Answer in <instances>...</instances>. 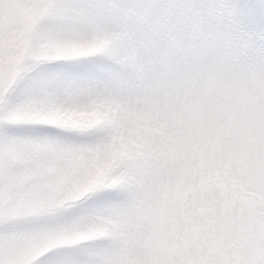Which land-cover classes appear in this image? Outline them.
Returning a JSON list of instances; mask_svg holds the SVG:
<instances>
[{"label": "snow or ice", "instance_id": "snow-or-ice-1", "mask_svg": "<svg viewBox=\"0 0 264 264\" xmlns=\"http://www.w3.org/2000/svg\"><path fill=\"white\" fill-rule=\"evenodd\" d=\"M0 264H264V0H0Z\"/></svg>", "mask_w": 264, "mask_h": 264}]
</instances>
